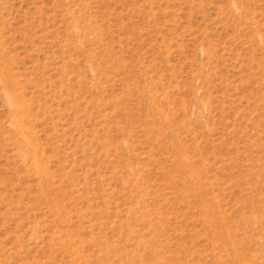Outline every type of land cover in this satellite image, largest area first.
Returning <instances> with one entry per match:
<instances>
[{
    "label": "rangeland",
    "instance_id": "374dc122",
    "mask_svg": "<svg viewBox=\"0 0 264 264\" xmlns=\"http://www.w3.org/2000/svg\"><path fill=\"white\" fill-rule=\"evenodd\" d=\"M0 264H264V0H0Z\"/></svg>",
    "mask_w": 264,
    "mask_h": 264
},
{
    "label": "bare ground",
    "instance_id": "6f19581e",
    "mask_svg": "<svg viewBox=\"0 0 264 264\" xmlns=\"http://www.w3.org/2000/svg\"><path fill=\"white\" fill-rule=\"evenodd\" d=\"M8 101L10 103V105L12 107H14L17 111L21 110V103L14 97V96H11V95H8Z\"/></svg>",
    "mask_w": 264,
    "mask_h": 264
}]
</instances>
